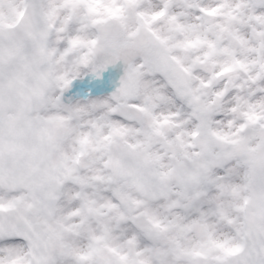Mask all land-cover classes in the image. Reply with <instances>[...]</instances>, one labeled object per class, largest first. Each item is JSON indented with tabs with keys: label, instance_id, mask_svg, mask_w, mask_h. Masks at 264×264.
Masks as SVG:
<instances>
[{
	"label": "snow or ice",
	"instance_id": "6c2138e0",
	"mask_svg": "<svg viewBox=\"0 0 264 264\" xmlns=\"http://www.w3.org/2000/svg\"><path fill=\"white\" fill-rule=\"evenodd\" d=\"M0 264H264V0H0Z\"/></svg>",
	"mask_w": 264,
	"mask_h": 264
}]
</instances>
